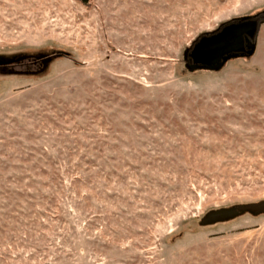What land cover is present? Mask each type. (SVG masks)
I'll use <instances>...</instances> for the list:
<instances>
[{
  "label": "rangeland",
  "instance_id": "1",
  "mask_svg": "<svg viewBox=\"0 0 264 264\" xmlns=\"http://www.w3.org/2000/svg\"><path fill=\"white\" fill-rule=\"evenodd\" d=\"M262 11L0 0V264H264V214L200 223L264 200V15L251 57L184 63Z\"/></svg>",
  "mask_w": 264,
  "mask_h": 264
},
{
  "label": "water",
  "instance_id": "2",
  "mask_svg": "<svg viewBox=\"0 0 264 264\" xmlns=\"http://www.w3.org/2000/svg\"><path fill=\"white\" fill-rule=\"evenodd\" d=\"M87 4L88 0H80ZM264 11L244 16L223 24L216 31L200 36L185 52L186 67L190 71H218L229 60L249 58L255 51V37L262 23ZM264 214V200L219 209L207 213L200 221L202 225L232 219L240 214Z\"/></svg>",
  "mask_w": 264,
  "mask_h": 264
},
{
  "label": "trees",
  "instance_id": "3",
  "mask_svg": "<svg viewBox=\"0 0 264 264\" xmlns=\"http://www.w3.org/2000/svg\"><path fill=\"white\" fill-rule=\"evenodd\" d=\"M186 51H188V50H186ZM186 51H185V52H186ZM55 57H56V56H55ZM47 61H50V59H49L48 57L44 58V62L46 63ZM12 63H14V62H12ZM184 63H185V67H186L185 53H184ZM8 65H9V63H0V68H2V67H6V66H8ZM186 69H187L188 72L202 71V70H194V71H190L187 67H186ZM211 72H212V71H211Z\"/></svg>",
  "mask_w": 264,
  "mask_h": 264
}]
</instances>
